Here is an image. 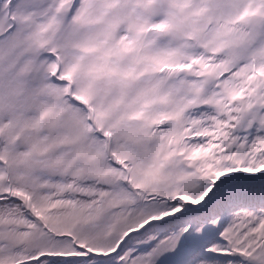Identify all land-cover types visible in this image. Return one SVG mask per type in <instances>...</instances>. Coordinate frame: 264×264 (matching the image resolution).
Returning <instances> with one entry per match:
<instances>
[{
    "label": "snow or ice",
    "instance_id": "obj_1",
    "mask_svg": "<svg viewBox=\"0 0 264 264\" xmlns=\"http://www.w3.org/2000/svg\"><path fill=\"white\" fill-rule=\"evenodd\" d=\"M0 264H264V0H0Z\"/></svg>",
    "mask_w": 264,
    "mask_h": 264
}]
</instances>
